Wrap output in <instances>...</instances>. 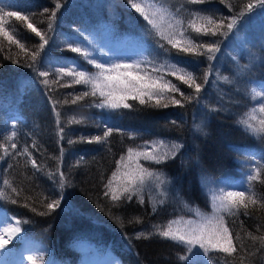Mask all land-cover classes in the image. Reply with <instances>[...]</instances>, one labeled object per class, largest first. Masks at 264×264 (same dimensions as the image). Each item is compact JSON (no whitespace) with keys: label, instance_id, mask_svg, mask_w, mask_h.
<instances>
[{"label":"trees","instance_id":"16d2710c","mask_svg":"<svg viewBox=\"0 0 264 264\" xmlns=\"http://www.w3.org/2000/svg\"><path fill=\"white\" fill-rule=\"evenodd\" d=\"M57 2L61 4L58 10ZM250 2L254 0H224L223 3L205 0L203 4L158 0L160 6L169 10L161 27L171 31L168 24L174 25L175 19H182L187 29L196 11L201 15L230 19L234 11H240ZM0 6L28 15L27 22L13 17L8 18L6 25L10 31L11 26H15L25 52L15 44L9 46L0 37L3 44L0 50V141L15 132L17 151L27 147L40 168L37 171L24 155L0 160V191L8 197L0 198V214L22 222L21 241L43 248L42 255L36 259L39 264H83L86 250L81 249V245L92 247L89 255L93 260L112 258L115 264H185L180 260L185 254L183 245L157 235L149 239H136V235L142 231L153 232V225H166L178 217L196 219L173 192L211 215L210 188H226L228 181L235 179L240 180L241 190L246 189L249 171L258 163L264 164V137L250 134L239 123L253 109V83L264 82V9L257 7L248 12L237 29L226 36H204L187 29L186 35L198 42H219L220 51L209 61L207 54L198 56L172 49L131 9L128 0H0ZM53 11H56L55 18H51ZM27 23H32L48 40L37 58L39 70L52 71L56 67L76 65L96 72L82 55L71 52L69 46L87 49L96 60L106 45L127 36L140 46L144 59L156 64L165 60L179 62L202 84L207 72L208 82L199 98L190 103L184 101L180 93L167 94L181 99L183 107L171 104L167 108L149 107L129 100L132 108L112 110L96 107L98 98L94 97L73 104V96L87 90L84 85L54 86L55 90L50 91L37 71L24 66L25 61L30 62L27 53L35 52L42 43L27 28ZM49 23L52 24L50 32ZM228 42H233L237 48H227ZM51 56L60 66L50 63ZM13 59L20 63H12ZM142 67L150 71V65ZM70 79L65 77V80ZM165 79L171 80L186 95L193 93V89L175 77L166 76ZM65 99L69 102L63 103ZM52 100L60 101L56 105L60 113L59 126ZM73 118L81 122L70 123ZM109 126L114 131L105 143L86 142L87 138L102 135ZM59 128H63L62 138ZM155 141L182 145L175 158L164 163L138 161L171 181V185L163 186L170 189L167 203L159 205L162 197L160 190L154 187L145 189L143 204L138 203L136 197L130 202L123 198L114 202L110 196H105V185L112 179L121 157L127 156V150L151 151ZM130 166L134 167V163ZM121 171L126 169L121 168ZM60 173L65 177L63 189ZM4 180H9L20 194L6 188ZM252 185L257 196L264 198V182L254 181ZM12 199L17 203H12ZM57 199L60 207L47 215L38 214L47 211L44 204ZM26 203L30 207H24ZM249 212L251 215L245 216L242 210L238 217L226 216L225 221L233 237L240 234L244 251L238 249V254L233 256L213 252L211 264H264V248L246 236V232L264 234V209L250 206ZM135 217L140 218L139 223L135 222Z\"/></svg>","mask_w":264,"mask_h":264},{"label":"snow or ice","instance_id":"6c2138e0","mask_svg":"<svg viewBox=\"0 0 264 264\" xmlns=\"http://www.w3.org/2000/svg\"><path fill=\"white\" fill-rule=\"evenodd\" d=\"M187 2L190 4H203L205 0H187ZM223 2L224 0H221V3ZM128 5L140 14L147 24L155 30L160 39L171 45L172 49H177L180 53H191L198 56L207 54V59L211 61L215 59V53L220 51L219 42H198L193 37L186 35L187 29L204 36H226L233 32L234 29H237L238 24L248 12L257 7L264 9V0H254V2L244 5L240 11H234L230 19L227 17L218 19L215 15H201L199 11H196L192 13V19L188 21L187 29L183 27L184 21L182 19H175L174 25L171 22L168 24V29H172L171 31L161 27V22L164 20L165 15L169 14V10L160 6L158 0H128ZM154 5L155 7H153ZM60 7L61 4L57 2L56 9L58 10ZM229 8L232 10L231 5H229ZM55 16L56 11H53L51 18H55ZM13 17L18 21H28V15H21L19 11L5 10L4 6H0V37L9 46L15 44L22 52H25L24 44L21 42L20 34L15 29V26H11V31L6 27L9 23L8 18ZM27 28L34 32L42 43L39 44L35 52L27 53L30 62L25 61L24 66L31 67L34 71H37L38 75L44 78L42 83L50 91L55 90L54 86L72 87L74 85H84L87 90L75 94L71 100L73 104L86 97H94L98 98V101L95 102L96 107L112 110L132 108V105L128 103L129 100L137 101L140 105L149 107L167 108L170 104L183 107L184 104L181 99H176L174 95L170 96L167 94L180 93L183 100L190 103L194 99L199 98L204 84L208 82L207 72L205 73L203 84L198 83V77L193 72L181 66L179 62L171 63L168 60H165L164 63L156 64L145 58L132 63L113 62L106 67L103 63H98L91 58V53L87 49L75 46H69V50L82 55L88 64L97 69L96 72H89L76 65H64L56 67L52 71L39 70L36 67L37 58L40 52L44 50L48 40L32 23H27ZM51 30L52 24L49 23L48 31L50 32ZM160 47L163 48L164 45L161 44ZM2 49L3 44L0 43V50ZM165 51H170V49H165ZM12 63L17 64L20 61L13 59ZM142 65H150V71L148 68L142 67ZM50 75L52 76L51 80L49 79ZM166 76H173L180 80L188 88L193 89V93L186 95L181 92L171 80L165 79ZM65 77L71 79L65 80ZM224 79L227 80L228 78L225 77ZM61 81L65 82L61 83ZM257 95L264 99V93H258ZM49 99L52 98L49 97ZM153 101L154 103H152ZM68 102L67 99L63 101V103ZM59 103L60 101L58 100H52L58 126L60 113L56 111V105ZM257 114L260 115L258 116ZM69 122L80 123L81 121L73 118ZM239 123L250 134L256 137H264V104H261L258 109L253 108L246 113L245 118L241 119ZM113 131L112 127H106L102 135L87 138L86 142L89 144L105 143ZM62 133L63 128H59L58 134L61 135V138ZM33 147H35V144H33ZM181 147L182 145L179 143L167 145L163 141H155L151 145V151L129 148L127 156L121 157L116 171L112 174V179L105 185V196H110L114 202L120 201L122 198L130 202L133 197H136L137 202L143 204L145 189L154 187L160 190L162 198L159 201V205L163 206L167 203L166 198L170 190L163 186L171 185V181L164 177L162 173L150 170L139 164L138 161L144 159L155 164H161L168 159L175 158ZM161 148H164L163 152L160 151ZM0 150H2L0 160L5 157L15 158L18 155H24L28 157L29 162L37 171L40 170L36 161L32 159L27 147L17 151L15 132L3 137L2 141H0ZM133 163L134 167H131L130 165ZM9 167H12V165H9ZM121 168L126 169V171L122 172ZM262 175H264V164L258 163L248 173V186L246 189L210 188L211 215L204 213L199 207H193L189 202L183 201L178 192H173L172 195L178 202L187 207L196 216V219L185 220L184 217H178L168 221L166 225H153V232H139L136 235V239H149L153 235H157L183 245L185 254L180 257V260L184 261L185 264H211L212 256L210 254L213 252L224 253L229 256L238 254V249L239 252H243L244 245L241 243V236L236 233L235 237H233L232 231L226 226V216L238 217L241 215L242 210L243 215H251L249 212L250 206H259V208L264 209V198L257 196L252 185L254 181L264 182V180H261ZM121 176L123 177L122 180H120ZM114 181L119 182L114 184ZM3 184L6 188L11 189L13 193L20 194V190L14 187L9 180H4ZM60 186L61 189L65 186L63 173H60ZM0 198L8 197L5 192L0 191ZM11 202L17 203L15 199H12ZM24 207H30V205L26 203ZM43 207L47 211L40 212L38 213L39 215H47L60 207V200H52L44 204ZM31 210L36 211L35 208ZM117 219L121 224L123 223L120 218ZM134 220L137 223L140 222L139 217H135ZM21 223L20 220H17L14 227H9L0 232V250L6 251V246L12 242L14 236H17L22 231ZM23 223H28V221H23ZM174 225L177 227H174ZM181 225L183 226L181 227ZM257 231L259 232V229ZM246 236L254 244L259 243L260 247L264 248V234L253 235L251 232H246ZM36 259L32 256L28 257L31 264H36ZM241 261H243V256H241Z\"/></svg>","mask_w":264,"mask_h":264},{"label":"rangeland","instance_id":"374dc122","mask_svg":"<svg viewBox=\"0 0 264 264\" xmlns=\"http://www.w3.org/2000/svg\"><path fill=\"white\" fill-rule=\"evenodd\" d=\"M262 14L264 17V10L262 11ZM238 40L242 41L241 37H239ZM115 41L118 42H116L115 44L110 43L111 45H106L104 47V49L102 50L103 54H101L100 57L96 58L99 63H103L104 65L108 66L113 62L132 63L134 61L144 59L143 55H141L142 51L140 46L132 38L125 36L124 38L120 37ZM227 48L235 49L237 48V46L233 42H228ZM48 60H50V63L54 66H60V62L57 61L56 58L51 56V58H48ZM252 90L255 92L253 98V108L258 109L261 104H264V99H261V97L257 95L258 93H264V82L256 81L255 83H253ZM257 115L259 116L260 114ZM238 181H236L235 179L229 180L226 188L230 190L240 189L241 183ZM208 198L210 202L209 205L212 208L210 195L208 196ZM3 216L8 215L0 214V217ZM13 220L15 222L14 224L9 225V223L6 222L2 223V226L0 224V232H2L1 228H4L6 226L8 228L14 227L16 224V220ZM182 226L183 225H181V227ZM21 237L22 236L20 232L17 236H14L12 242H10L6 246V251L0 250V264H31V261L28 260L29 256L37 258L42 255L43 248L41 246L37 245L36 243H26L24 241H21ZM80 247L81 249L86 250L85 260L83 264H115L112 258H107L105 261H99L98 259L93 260L89 255L92 251V247L89 245H81ZM37 261L38 260H36V264H39Z\"/></svg>","mask_w":264,"mask_h":264},{"label":"bare ground","instance_id":"6f19581e","mask_svg":"<svg viewBox=\"0 0 264 264\" xmlns=\"http://www.w3.org/2000/svg\"><path fill=\"white\" fill-rule=\"evenodd\" d=\"M9 223L10 224H14V220L12 218H10L9 216H3V217H0V224L2 226V223ZM12 226V225H11ZM5 229H8V227H4V228H1V231L3 232Z\"/></svg>","mask_w":264,"mask_h":264}]
</instances>
